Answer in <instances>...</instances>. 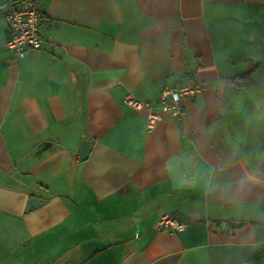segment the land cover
Here are the masks:
<instances>
[{"label": "crops", "instance_id": "0c3cea01", "mask_svg": "<svg viewBox=\"0 0 264 264\" xmlns=\"http://www.w3.org/2000/svg\"><path fill=\"white\" fill-rule=\"evenodd\" d=\"M20 1L0 0V264H264V232L176 168L192 148L222 167L244 130L228 101L264 86V0H37L44 45L23 57L5 44ZM188 84L171 116L163 89ZM128 95L163 119L149 129ZM248 135L254 158L264 128ZM162 214L186 230L158 231Z\"/></svg>", "mask_w": 264, "mask_h": 264}, {"label": "clouds", "instance_id": "9594fccd", "mask_svg": "<svg viewBox=\"0 0 264 264\" xmlns=\"http://www.w3.org/2000/svg\"><path fill=\"white\" fill-rule=\"evenodd\" d=\"M228 106L233 114L241 117L244 128L227 137L228 159L222 167H218L204 161L198 149L186 150L176 158V168L180 171L178 184L180 187L202 188L208 194L223 193L232 204L231 216L237 221H244L251 229L250 236L255 237L258 232H264V176L261 175L264 152L257 153L253 158L245 148L252 143L248 132L264 128V86L252 85L232 92ZM241 159L248 167L241 169L238 179L235 182L230 179L222 181L220 173H227ZM259 246V243H254L249 247L256 251Z\"/></svg>", "mask_w": 264, "mask_h": 264}, {"label": "built area", "instance_id": "2783aa9c", "mask_svg": "<svg viewBox=\"0 0 264 264\" xmlns=\"http://www.w3.org/2000/svg\"><path fill=\"white\" fill-rule=\"evenodd\" d=\"M43 13L39 8L37 0H22L14 5L6 15V22L11 31V38L6 41V47L23 57L29 50H40L43 48L44 39L40 34V25ZM199 85H184L178 88L165 87L161 93L163 107L171 116L180 117L183 114L182 100L193 96L200 90ZM125 103L136 112L145 111L148 127L152 129L163 116L139 98L128 95ZM155 228L158 231L169 233H181L187 228V224L179 221L171 214H162Z\"/></svg>", "mask_w": 264, "mask_h": 264}, {"label": "water", "instance_id": "95a60500", "mask_svg": "<svg viewBox=\"0 0 264 264\" xmlns=\"http://www.w3.org/2000/svg\"><path fill=\"white\" fill-rule=\"evenodd\" d=\"M94 146V140H86L82 143L80 152V161H85L88 159L90 152ZM236 226H239L237 223Z\"/></svg>", "mask_w": 264, "mask_h": 264}]
</instances>
